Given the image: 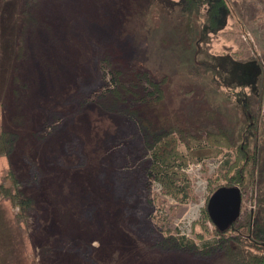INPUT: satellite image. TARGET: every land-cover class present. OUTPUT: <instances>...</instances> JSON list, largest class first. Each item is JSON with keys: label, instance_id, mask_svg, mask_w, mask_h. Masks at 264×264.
I'll list each match as a JSON object with an SVG mask.
<instances>
[{"label": "rangeland", "instance_id": "1", "mask_svg": "<svg viewBox=\"0 0 264 264\" xmlns=\"http://www.w3.org/2000/svg\"><path fill=\"white\" fill-rule=\"evenodd\" d=\"M21 1L0 0V132L14 137L12 152L0 156V182L8 174L18 179L27 177L23 184L34 182L36 186L25 193L34 198L50 169L75 163L82 147L118 149L117 159L115 154L105 159V165L119 164L115 172L119 188L112 185L119 191L114 192V197L135 203L131 205L134 210L129 206L128 211L115 212L113 218L129 225L127 217L132 214L139 220L135 226L141 231L137 240L128 234L121 237V251L111 248L121 253L119 264H153V259L157 264H225L221 254L200 259L190 251H162L152 245L172 238L187 248L202 251L220 240L208 218L206 203L222 186H238L241 198L238 219L226 235L234 237L237 228L246 235L252 224L258 196L264 197V0H220L217 21L221 26L212 29L205 19L202 28H189L188 18L181 20L183 0H130L128 11L121 0H29L37 20L34 29L22 35L24 56L17 64L14 51L20 32ZM39 6L42 11H38ZM209 8V4H203L201 11L204 14ZM197 52V59L205 66L194 62ZM45 57L49 65L42 59ZM213 57L244 67L247 86L224 81L223 69L216 70ZM56 64L63 73L62 79L55 82L63 83V89L55 87L52 80ZM116 65L121 70L115 80L124 92L114 97L128 110H137L142 122L157 121L154 114L144 115V108L151 103L158 106L155 109L184 120L191 111L204 120L212 115L219 130L227 134L230 147L180 137L178 127L166 131L184 157L180 169L173 167V174L178 175L172 183L178 189L175 194L145 172L152 160L153 144L148 147L144 142L139 122L125 112L106 115L88 107L95 97L114 90ZM203 67L208 71L203 72ZM12 75L22 82L15 85L19 100L11 94ZM22 101L24 110H17ZM249 122L257 128L256 141H252L257 142V163L254 169L245 166V179L236 182L243 166L238 151L245 145L234 142V148L233 141L238 140L240 130ZM164 139L163 133L157 141ZM51 146L55 149L47 160ZM197 148L203 150V155L192 157L190 152ZM71 152L78 155L77 159L70 156ZM85 174L86 171L79 176ZM115 177L114 172L106 176L109 180ZM49 183L45 182L51 191ZM16 212L7 201H0L4 223L10 226ZM49 222L47 227H38L28 220L23 242L8 239V260L12 259V264H67L69 259L70 264H109L104 250L111 244L108 247L103 241L104 230L92 233V227L89 233L87 227L81 226L82 234L65 239L58 232L59 224ZM71 228L70 225L68 230ZM41 232L44 236L37 239L35 234ZM85 232L86 237L82 236ZM49 237L51 241L54 237L61 240V252H68L69 259H60L57 248L52 254L46 251V257L51 254L49 261L41 257L39 247ZM246 248L253 251L251 246ZM258 252L264 254L262 249Z\"/></svg>", "mask_w": 264, "mask_h": 264}, {"label": "trees", "instance_id": "2", "mask_svg": "<svg viewBox=\"0 0 264 264\" xmlns=\"http://www.w3.org/2000/svg\"><path fill=\"white\" fill-rule=\"evenodd\" d=\"M96 1L103 2V0ZM21 2L22 3L19 5L20 32L14 51V61L17 64L24 56L23 49L25 46L22 35H24L25 32L28 33L30 30H33L37 20L35 13L33 12L34 6L29 4V0H22ZM91 2L96 3L94 0ZM122 2L125 3L126 10L128 11L131 7L129 4L130 0H121V4ZM43 3L44 2L41 4ZM203 4H209L210 6L209 10H207V12L204 14L201 11ZM221 5L222 4L220 0H183V3L181 4L182 8L180 10L181 20L187 17L189 28L193 25H199L202 28V22L204 19L207 27H211V29L214 28V26H221L217 21L218 14L221 10ZM40 7L41 6H39L38 11H42V8ZM92 11L95 10L92 8ZM45 53L47 54V52ZM199 55L200 53L197 52L195 55L196 58L194 57V62L196 63L197 61L198 66H205L206 64H204L203 61L197 59ZM48 57V62L46 61V57L42 59L49 65ZM104 60H107V58H104ZM212 64L216 67V70H219V67L223 69V72L221 71V73H223L222 77L224 81L226 79L230 85L244 87L249 83L246 70L244 67H239V64H233L228 60H222V58L218 57H213ZM54 68L56 72L54 75L53 71L52 80L55 82V80L58 79L57 81L59 82V80L62 79L61 74L63 71L61 72L60 67H58L57 64ZM113 70L114 76H112V79L115 83L114 90L109 91V94L103 93L95 97L94 100L90 102L88 107L89 109L95 111L102 110L106 115H117L118 113L123 114V112H125L129 114L131 118H134L139 122L144 142L148 143V147H150L149 145L153 144V149L151 152L152 160L151 163H149L145 168V172L147 175L166 187L168 192L174 190L175 194V192L178 190L172 187V183L177 181L178 178V175L173 174V167L180 169L184 164V157L179 154L176 146L173 143V138L167 136L166 131L171 132V128L178 127L177 133L180 137L189 136L198 143L200 140H203L213 141L215 144H218V146H231L226 132L221 129L219 130L220 125L213 120L212 115L211 118L204 120L203 118L199 117V114L196 112L193 113L191 111L188 113V120H184L182 117L176 116L174 114L169 116L168 114L163 113L161 110L159 111V109H155V107H158L157 105H152L149 103L144 108V115L146 116L149 114H154L156 115L157 121L154 123L153 121L142 122L141 119L143 117L138 115L137 110H128V107L119 104V99L114 97L118 96L120 93H123L124 89L122 90V86L118 85L115 80L117 77H119L118 70H121V66L116 65L115 69ZM207 71L208 69L203 67V72ZM253 81L254 77L253 79L251 78L250 82L252 83ZM58 82H55V87L57 86L58 88L63 89L64 84ZM11 83V94L13 95V99L19 100L21 97L15 85L17 86V83L22 84V82L17 80L16 75H12ZM251 87L253 88V85H251ZM66 94L67 93H65V95ZM28 95H30V93L27 95L22 94V97ZM20 105V108L17 110L23 111V101ZM203 110H205V108ZM20 114V116L24 117L22 112ZM11 117H13V115ZM163 133L165 138L163 142L157 141ZM202 133H204L205 136ZM256 136V125L249 122L247 126L240 130L237 136L238 140L233 141V146L234 142L238 143V145H245L244 147L239 148L238 151L240 154L239 157L241 161H243V166L239 171V180H236V182H240V180L243 181L245 179V166L251 165L253 166V169L256 166ZM254 139L255 141L253 143L252 141ZM13 140V134L5 131L0 132V156H7L12 152L14 143ZM235 147L236 146H234V148ZM54 149L55 147H49V157L47 160H49L50 154L52 155V151ZM117 151L119 150L117 149ZM117 151L112 148L103 150L102 147H99L91 150L90 148L86 149L85 147H82V150L78 152L80 153V157H78V159V155L76 153H69L71 157L75 155L77 161L73 164H66L64 167H52L44 177V180L40 181L41 178L39 179L40 185H38V190H35L36 192L34 193V198L25 193V191L34 190L33 187L36 186L34 182L23 184L24 180L27 181V177L18 179L17 177L10 174L5 175L2 182H0V201H7L12 208L17 210V212L12 215V222L10 226L8 223H4L0 216V264H12V259L11 261L8 260L10 255L8 239L12 238L13 240L23 242L27 231L26 223L28 220L33 221V226L38 225V227H47L49 226V221L53 220L55 223L59 224L58 232L60 231V233H62L61 236H64L65 239H69L73 235L78 236V233L79 235L82 234V230L79 231V229L82 227H87L86 230L88 229L89 233H91L92 227V233H99L104 230L103 241L106 243V245H108V247L110 244L112 245H110V249L106 248L104 250L106 252V260L109 259V264H119L120 261H122V259L119 257L121 253L111 248L120 250L118 248V243L120 244V241L123 238L128 237L129 235L131 239L137 240L141 235V231L135 226L136 222L137 224L139 223V220L132 214H128L129 216L127 217L130 220L128 221L129 225H126V222L123 224L117 223L116 217L113 218V214H115V212L121 211L123 213L124 211H128L129 206L131 207V205L135 203H130L129 200L124 202L121 201L119 197H114V192L118 189H113L112 185L115 188H119L118 182L120 180L115 177V172L119 164L114 163L112 165V162H109V164L106 163L105 165V159L110 158L113 154L116 155L114 158L117 159L120 156L119 153H116ZM190 154L192 157H198L203 155V150L197 148L192 150ZM82 159H84V162ZM174 159L177 161L176 164H174ZM178 159L180 160L178 161ZM84 171H86L85 177L87 178V181L82 180L85 178L84 176H79ZM113 172L115 178L113 180L107 179L106 176L110 177ZM48 174L51 175L48 176ZM106 180L109 181V184L105 182ZM45 182H50L49 186L52 187L51 191L46 186ZM51 192H54V194ZM116 223L117 225H115ZM235 223L236 221L224 232H219L214 227V230L219 236L220 240L214 241L208 247L205 246L202 251H198L192 246L187 248L186 245L172 238L170 240H159L152 246H156L162 251L169 252L190 251L189 253L194 256L199 255L200 259H204V256L207 258L221 254V261L225 264H264V254L262 252H258L260 249L264 251V197L258 196L256 215L253 218L252 224L250 228H248L246 235L241 233L238 228L235 231L236 235L234 237L231 238L226 235L231 229L233 230ZM70 225L72 228L69 231L68 229ZM122 225H126V228L120 230ZM87 235L88 233L85 232L82 236L86 237ZM43 236L44 234L42 232L40 234H35L37 239H42ZM51 239L52 237L46 238L44 240L45 244L39 247L42 253L41 257L43 259L45 257V259L49 261L51 254L57 248V256H59L60 259H64V261L65 259H69L67 258L70 255L68 252H61V240H55L57 237H54L53 241H51ZM246 245L251 246L253 251L247 249ZM47 250H50L51 252L48 257L45 256V254H48L46 252ZM166 254H168V252H166ZM143 260H145V258ZM154 262L157 264L156 259H153V264ZM66 263L70 264V259L67 260ZM146 264H148V262Z\"/></svg>", "mask_w": 264, "mask_h": 264}, {"label": "water", "instance_id": "3", "mask_svg": "<svg viewBox=\"0 0 264 264\" xmlns=\"http://www.w3.org/2000/svg\"><path fill=\"white\" fill-rule=\"evenodd\" d=\"M240 190L236 186L216 189L206 203L210 222L219 231H226L237 219L240 211Z\"/></svg>", "mask_w": 264, "mask_h": 264}]
</instances>
